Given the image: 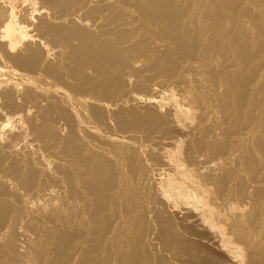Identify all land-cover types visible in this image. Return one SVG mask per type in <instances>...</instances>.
<instances>
[{"label":"bare ground","instance_id":"6f19581e","mask_svg":"<svg viewBox=\"0 0 264 264\" xmlns=\"http://www.w3.org/2000/svg\"><path fill=\"white\" fill-rule=\"evenodd\" d=\"M0 264H264V0H0Z\"/></svg>","mask_w":264,"mask_h":264}]
</instances>
